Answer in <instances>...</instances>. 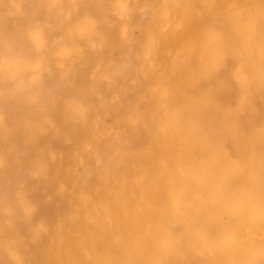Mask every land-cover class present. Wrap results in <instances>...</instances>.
<instances>
[{
    "label": "bare ground",
    "instance_id": "6f19581e",
    "mask_svg": "<svg viewBox=\"0 0 264 264\" xmlns=\"http://www.w3.org/2000/svg\"><path fill=\"white\" fill-rule=\"evenodd\" d=\"M0 264H264V0H0Z\"/></svg>",
    "mask_w": 264,
    "mask_h": 264
}]
</instances>
